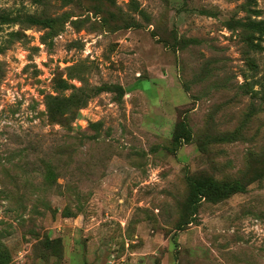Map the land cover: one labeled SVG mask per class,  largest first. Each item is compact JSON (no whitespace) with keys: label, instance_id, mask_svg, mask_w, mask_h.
Here are the masks:
<instances>
[{"label":"rangeland","instance_id":"obj_1","mask_svg":"<svg viewBox=\"0 0 264 264\" xmlns=\"http://www.w3.org/2000/svg\"><path fill=\"white\" fill-rule=\"evenodd\" d=\"M251 19L264 0H0V264H264Z\"/></svg>","mask_w":264,"mask_h":264},{"label":"trees","instance_id":"obj_2","mask_svg":"<svg viewBox=\"0 0 264 264\" xmlns=\"http://www.w3.org/2000/svg\"><path fill=\"white\" fill-rule=\"evenodd\" d=\"M258 13V11H254ZM244 42L247 48L252 49L253 47H260V44L256 42L257 39H262L264 36V20L262 19H251L249 20L246 33H245ZM250 64L255 67L252 61H249ZM256 68V67H255ZM59 86L63 89H66V82L59 83ZM179 136V135H178ZM192 183L195 188V192L198 196H205L211 194L212 192L218 193H228V192H241L244 187L239 183L238 180H234L230 183H220L213 178L202 177V178H193Z\"/></svg>","mask_w":264,"mask_h":264}]
</instances>
